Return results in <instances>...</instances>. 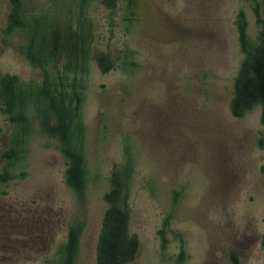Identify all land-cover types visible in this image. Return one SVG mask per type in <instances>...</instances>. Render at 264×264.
Returning a JSON list of instances; mask_svg holds the SVG:
<instances>
[{
  "label": "rangeland",
  "instance_id": "1",
  "mask_svg": "<svg viewBox=\"0 0 264 264\" xmlns=\"http://www.w3.org/2000/svg\"><path fill=\"white\" fill-rule=\"evenodd\" d=\"M25 1L27 15L58 14L61 32L93 38L73 58L35 66L22 33L6 31L11 3L0 0V173L12 174L0 181V264H64L69 252L68 264H96L113 178L138 239L126 264H264L261 106L230 110L245 57L235 19L245 13L257 43L259 0H69L77 5L65 10L64 0ZM69 58L80 67L70 81ZM8 76L61 83L83 189L67 181L52 118L1 102ZM13 143L17 154L2 158Z\"/></svg>",
  "mask_w": 264,
  "mask_h": 264
},
{
  "label": "trees",
  "instance_id": "2",
  "mask_svg": "<svg viewBox=\"0 0 264 264\" xmlns=\"http://www.w3.org/2000/svg\"><path fill=\"white\" fill-rule=\"evenodd\" d=\"M9 1L11 12L8 15L6 31L22 33L26 42L22 53L35 66L41 67L55 58L59 60V56L62 54L73 58L78 54V47L81 50L85 46V41H91L93 38L92 32H87L86 35L75 34L70 33L72 30L67 28L61 32L58 25L63 23V17L58 14L35 12L27 15L25 0ZM130 4L134 5L135 0H128V5ZM76 5L69 0H64L62 8L65 10ZM253 12L259 29L258 42L255 44L251 43L248 36L245 13L242 10L239 11L235 19L245 57L234 80L230 110L233 116L239 118L259 104L261 106V123L264 127V0L255 3ZM60 15L62 14L60 13ZM69 47L73 50H69ZM71 58L68 59V64H65L63 60V73L69 81L71 80L68 76V73L71 72L70 66L74 65L73 72L75 73L76 68L79 67L77 63L74 64ZM98 63L104 71L111 67L105 65L103 58H99ZM72 79H76V77ZM60 84L56 82L50 85L45 82L37 86L24 87L15 76H8L1 81V102L7 110L21 108L23 111L28 105L37 106L46 117L52 118L50 129L63 144L61 151L68 160L67 181L74 189L81 190L85 182L83 157L70 143H67L73 136L71 117H73L74 111L73 108L70 110L69 105L65 103V96L60 90ZM16 115L13 117L14 120H19L22 123L26 121V115L23 112ZM56 122L58 123L56 124ZM14 143L8 150L5 149L2 152V158H11L17 154L18 150ZM11 176L12 174H9L5 169L3 173H0V181H7ZM118 186L121 187V184L113 178L111 189L105 195L107 207L102 219L96 264H126L136 252L138 239L135 235H129V214L124 209V199ZM71 233L68 235V240L69 238L71 240ZM69 244L65 246L66 252H68ZM69 254L65 258L64 264H68Z\"/></svg>",
  "mask_w": 264,
  "mask_h": 264
}]
</instances>
